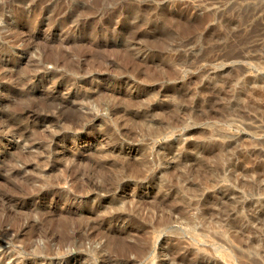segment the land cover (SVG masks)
<instances>
[{"label":"rangeland","instance_id":"rangeland-1","mask_svg":"<svg viewBox=\"0 0 264 264\" xmlns=\"http://www.w3.org/2000/svg\"><path fill=\"white\" fill-rule=\"evenodd\" d=\"M0 264H264V0H0Z\"/></svg>","mask_w":264,"mask_h":264},{"label":"bare ground","instance_id":"bare-ground-1","mask_svg":"<svg viewBox=\"0 0 264 264\" xmlns=\"http://www.w3.org/2000/svg\"><path fill=\"white\" fill-rule=\"evenodd\" d=\"M233 55V54H232ZM227 56V55H226ZM232 57V56H231Z\"/></svg>","mask_w":264,"mask_h":264}]
</instances>
